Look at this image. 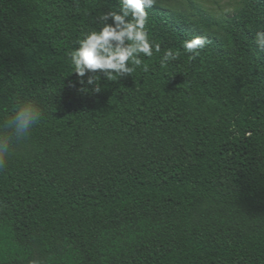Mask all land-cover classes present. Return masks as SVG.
<instances>
[{
    "label": "trees",
    "instance_id": "obj_1",
    "mask_svg": "<svg viewBox=\"0 0 264 264\" xmlns=\"http://www.w3.org/2000/svg\"><path fill=\"white\" fill-rule=\"evenodd\" d=\"M115 4L0 0V125L20 100L43 113L0 169V264H264V0L155 3L160 52L97 93L68 54Z\"/></svg>",
    "mask_w": 264,
    "mask_h": 264
},
{
    "label": "clouds",
    "instance_id": "obj_2",
    "mask_svg": "<svg viewBox=\"0 0 264 264\" xmlns=\"http://www.w3.org/2000/svg\"><path fill=\"white\" fill-rule=\"evenodd\" d=\"M156 0H116L112 8L105 10L97 20L99 27L88 31L78 40V46L68 55L73 73L83 78L91 91H101V80L111 81L114 77L132 75L135 66L141 64L140 54L145 57L160 52V46L148 38L146 24L149 12ZM255 46L264 52V30L253 36ZM205 41L193 37L183 42L184 50L193 54ZM176 59L167 50L160 58L161 64ZM131 62V64H130ZM147 69L145 68V71ZM81 84L85 81L82 79ZM85 90H89L85 88ZM42 110L29 99L20 100L12 115L0 125V169H3L12 154L14 141L25 140L42 119Z\"/></svg>",
    "mask_w": 264,
    "mask_h": 264
},
{
    "label": "rangeland",
    "instance_id": "obj_3",
    "mask_svg": "<svg viewBox=\"0 0 264 264\" xmlns=\"http://www.w3.org/2000/svg\"><path fill=\"white\" fill-rule=\"evenodd\" d=\"M156 4L198 18L202 12L215 19H224L235 14L240 0H156Z\"/></svg>",
    "mask_w": 264,
    "mask_h": 264
}]
</instances>
